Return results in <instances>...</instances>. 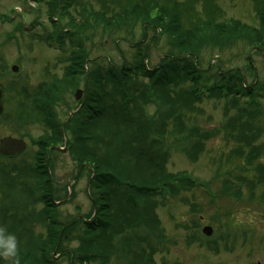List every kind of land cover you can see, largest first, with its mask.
<instances>
[{
    "label": "trees",
    "instance_id": "obj_1",
    "mask_svg": "<svg viewBox=\"0 0 264 264\" xmlns=\"http://www.w3.org/2000/svg\"><path fill=\"white\" fill-rule=\"evenodd\" d=\"M192 1L182 5L172 0H117L123 10L115 18L99 17L100 22L110 29L120 21L139 20L144 26L149 21L154 26L156 43L165 36L172 38V50L164 55L159 65L150 68L145 65L148 45L143 48V42L133 46L135 60L129 64L127 60L119 66L111 59L104 63L100 59L91 60L86 49L92 41L87 15L95 19L99 15L92 5L86 9L78 5L75 10L76 0H34L36 4L44 2L48 6L47 15L52 26V30H44L37 38L55 45L62 52L65 45L70 47L69 65L64 71L65 80L61 81V86L67 84L78 89L79 83L84 81L86 95L81 102V110L65 125H60L51 103V97L55 95L52 92L56 89L41 95L36 91L29 94L28 90L18 92L12 86H0L1 103L6 105V108H0L3 114L0 115L3 120L0 123L8 118L17 122L14 116L21 113L25 115L24 123L18 125L37 124L45 129L41 139L31 141L39 147L36 161L25 166V181L39 190L37 201L42 203L43 209L36 213L29 208L30 200L23 201L26 210L22 209V220L26 214L36 216L35 219L44 224L46 236L37 237L26 219L24 222L13 220L15 228L12 232L21 229V235L16 236L22 252V264H44L47 255L69 250L64 243L75 242L78 243L76 248L63 253L70 264H110L119 255L124 262L131 264H155V248L149 239H157L162 230L158 214L149 205L151 200L164 199L167 194L175 195L187 186L206 188V194L213 199L218 198V194L237 200L243 196V190L236 189L228 179L216 194L211 192L208 183H197L187 172L171 173L168 164L169 155L178 143L182 147L184 142L191 144V148L185 146L183 150L190 149L187 155L192 162L205 152L206 143L212 138L210 132L201 134L200 128L190 129L185 125L188 113H193L205 100L225 99L238 111H258L261 108L264 79L257 82L255 78L250 84L245 71L238 67L224 70L218 65L205 69L196 46L200 38L207 43L202 36L203 32L210 31L217 46L230 39L249 40L264 52V0H253L259 11L260 31L236 20L227 24L217 23L215 0H211V9H204L208 18L203 19L192 9L198 0ZM188 11L190 13L184 16ZM154 12L158 17L152 18ZM66 17L69 22L62 25L59 20ZM44 29L47 28L44 26ZM88 50L91 51L90 48ZM246 71L250 76L255 72L250 59ZM9 105L11 108L15 105L14 110ZM149 107L154 108L151 115ZM170 124L172 133H176L175 140L172 134L168 136ZM64 135L69 137L67 148L79 171L87 166L82 173L89 176L86 193H89L92 205L90 214L69 223L61 221L55 205L57 200H54L56 169L50 156L60 153L51 151L47 155L49 149L63 144ZM240 141L252 145V139ZM258 151V148L251 147L245 160L249 164L247 169H253L252 172L244 179H236L249 185L254 195L258 188L264 189V163L261 160L253 163L261 157ZM25 192L35 203L34 192L28 188ZM261 198L264 199V193ZM138 229L145 233H139Z\"/></svg>",
    "mask_w": 264,
    "mask_h": 264
},
{
    "label": "rangeland",
    "instance_id": "obj_2",
    "mask_svg": "<svg viewBox=\"0 0 264 264\" xmlns=\"http://www.w3.org/2000/svg\"><path fill=\"white\" fill-rule=\"evenodd\" d=\"M172 1L182 5H187L188 2ZM195 2L196 0L192 1ZM214 3L217 23L227 24L236 20L257 31L262 29L259 11L253 0H215ZM78 5L85 9L92 5L99 13L97 19L87 15L89 37L92 41L86 49L90 52L91 60L100 59L104 63L111 59L117 66L127 60L126 63L129 64L135 60L133 46L143 42V48L148 45L145 65L153 68L172 50V38L165 36L159 43L154 41V26L149 21L144 26L141 21L132 19L120 21L114 28H106L99 17L104 15L105 19L115 18L123 10L117 0H76L73 8L78 9ZM194 6L195 4L192 7L194 13L207 19L208 14H205L204 9H211L213 3L211 0H198ZM47 11L48 6L44 2L36 4L34 0H0V86H12L18 92L28 90L29 94L36 91L41 95L42 92L49 93L56 89V92H52L55 95L51 97V103L58 123L65 125L72 118L71 114L81 109L86 93L79 101L76 100L77 91L85 92L84 81L79 83L78 89L67 84L61 86V81L65 80L64 71L69 65L70 47L65 45L62 52L55 45H49L37 38L44 30H52ZM189 13L190 11L183 15ZM156 17L157 13H152V18ZM59 21L62 25H67L69 19L66 17ZM203 34L202 37L207 43L200 38L196 46L203 68L212 69L220 65L224 70H231L238 67L245 71L248 83L251 84L255 78L257 82H263L264 52L260 50V46L249 40L246 42L236 39L224 41L217 46L210 31ZM249 59L253 62L255 71L252 76L246 71ZM14 68H17L18 73L13 71ZM1 100L0 108H6ZM261 103L258 111H238L225 99L205 100L193 113H188L186 127L200 128L201 134L210 132L212 138L206 143L205 152L196 162H192L187 155L190 149L185 152L183 150L185 146L191 148V144L184 142V147L180 143L174 145L169 155V171L174 174L187 172L197 183H208L211 192L216 194L228 179L234 183L236 189L243 190V196L237 200L218 194V198L213 199L206 194V188L187 186L179 189L175 195L167 194L164 199L158 197L151 200L149 205L158 214L162 230V235L158 234L157 239H149L153 241L155 248L154 257L152 256L155 264H264V199L261 198L264 189L258 188L254 195L249 185L236 180L237 177L246 178L253 170L247 169L249 164L245 161L251 147L258 148L261 156L253 160V163L258 160L264 163V100ZM14 107L15 105L12 108L9 105L11 110ZM153 110V107H149L148 113L151 115ZM0 115H3L2 112ZM14 117L18 123L9 118L0 123V140L8 137L22 139L27 143V149L13 160L0 159V225L12 232L15 228L13 220L24 222L26 219L31 231L43 238L46 236L44 224L35 219L34 215L26 214L22 220V209L26 210L23 201L29 200L33 203L29 204V208L36 213L43 209L42 203L37 201L40 197L39 190L31 182L25 181V166L33 165L36 161L35 154L39 147L31 141L37 142L41 139L45 135V129L37 124L25 127L18 125L24 123L22 120L25 115L21 113ZM1 121L3 120L0 116ZM173 127L177 128L175 125ZM167 128L168 136L171 137L172 134L174 138L176 133H172V124ZM68 139L64 135L63 141L66 144ZM245 139H252V145L240 141ZM64 146L63 143L59 148H66ZM49 154L48 151L47 155ZM50 158L56 169L54 200H57L56 204L60 203L58 215L61 221L69 223L76 218H84L92 210L89 193H86L88 174L81 173V178L74 182L73 176H77L79 167L75 165L69 151L52 154ZM27 188L34 192L35 203L27 196ZM30 209L27 210L28 213ZM204 227L213 228L210 238L203 235ZM138 232L145 233L142 229H138ZM15 234L20 236L21 229L16 230ZM65 245L72 250L78 243H64ZM60 253H51L46 256V260H50L51 264H70L67 257L58 256ZM121 257L119 255L109 263L131 264L124 262ZM129 258L131 259L130 255Z\"/></svg>",
    "mask_w": 264,
    "mask_h": 264
},
{
    "label": "water",
    "instance_id": "obj_3",
    "mask_svg": "<svg viewBox=\"0 0 264 264\" xmlns=\"http://www.w3.org/2000/svg\"><path fill=\"white\" fill-rule=\"evenodd\" d=\"M13 71L15 73L16 72L18 73L17 68H14ZM84 93L85 92H83V91H77L76 94H75L76 100L79 101L81 99V97L83 96ZM78 111L79 110H77V112ZM75 113L76 112H74L73 114H71V117H73V115ZM65 145H66V143H65ZM26 149H27V143L24 140H22V139L8 137V138H3L2 140H0V155H2V156L14 157L16 155H20V154L22 155V153H24ZM52 150H57V151H60L62 153H65L66 152V148H63L62 149V148L55 147V148L50 149V151H52ZM85 167L86 166L82 167L81 171H84V168ZM78 177L74 180V182L78 179ZM70 195L71 194L69 193V197H70ZM67 201H68V199H67ZM67 201H64V202H67ZM56 205H58V204H56ZM203 234L206 237H210L213 234V228L212 227H205L203 229Z\"/></svg>",
    "mask_w": 264,
    "mask_h": 264
},
{
    "label": "clouds",
    "instance_id": "obj_4",
    "mask_svg": "<svg viewBox=\"0 0 264 264\" xmlns=\"http://www.w3.org/2000/svg\"><path fill=\"white\" fill-rule=\"evenodd\" d=\"M21 255L16 234L0 225V258L7 260L9 264H20Z\"/></svg>",
    "mask_w": 264,
    "mask_h": 264
},
{
    "label": "flooded vegetation",
    "instance_id": "obj_5",
    "mask_svg": "<svg viewBox=\"0 0 264 264\" xmlns=\"http://www.w3.org/2000/svg\"><path fill=\"white\" fill-rule=\"evenodd\" d=\"M17 237H18V236H17ZM64 251H69V250H64ZM44 253H45V251L43 250V255H44ZM63 253H64V252H62V253L60 254V257H61V258L63 257ZM44 261H45L46 264H51V263H52V262H50V260H48V259H47V261L44 259ZM45 263H44V264H45ZM0 264H9V263H8L7 260H5V259H3V258H0ZM20 264H22L21 258H20Z\"/></svg>",
    "mask_w": 264,
    "mask_h": 264
}]
</instances>
